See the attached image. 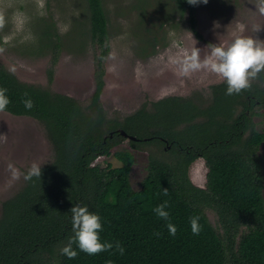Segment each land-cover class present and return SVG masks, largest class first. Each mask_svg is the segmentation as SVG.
Returning a JSON list of instances; mask_svg holds the SVG:
<instances>
[{"label": "trees", "instance_id": "1", "mask_svg": "<svg viewBox=\"0 0 264 264\" xmlns=\"http://www.w3.org/2000/svg\"><path fill=\"white\" fill-rule=\"evenodd\" d=\"M173 1L174 10L187 14L190 28L200 37L196 5ZM84 2L97 50L95 87L87 105L19 79L0 62V87L7 89L11 101L4 111L37 118L53 148L41 177L25 180L1 203L0 264H264V173L258 153L264 128L253 121L264 108V71L239 94L227 95L223 80L210 85L208 98L165 95L123 117H108L100 104L110 46L108 18L102 0ZM43 22L37 45L42 53L51 52V79L64 42L51 21ZM28 98L31 109L23 103ZM119 129L136 138L122 136ZM124 139L131 148L148 152L139 188L129 180L131 150L113 152L117 166L92 163ZM200 157L207 167L204 187L188 176L190 164ZM165 200L175 236L169 234L168 221L153 211ZM73 205H86L98 214L101 240L119 242L124 254L114 248L88 255L73 244L78 255H62L60 248L74 235ZM208 209L215 212L217 224L208 218ZM193 216L199 217V235L191 230Z\"/></svg>", "mask_w": 264, "mask_h": 264}, {"label": "rangeland", "instance_id": "2", "mask_svg": "<svg viewBox=\"0 0 264 264\" xmlns=\"http://www.w3.org/2000/svg\"><path fill=\"white\" fill-rule=\"evenodd\" d=\"M108 18L109 51L104 60V85L100 104L105 115L123 117L148 100L165 95L202 98L210 96V85L223 79L208 70L185 75L182 62L193 47L200 57L210 55L213 46H228L238 35L264 40V15L256 9V0H208L195 6V29L187 14L174 10L173 0H102ZM6 25L0 30V62L19 79L48 86L87 105L95 87L94 55L96 46L84 0H0ZM172 17V18H171ZM171 18L170 20H163ZM51 21L64 42L58 59L51 65L50 51L38 49L37 37L44 24ZM163 20V21H162ZM262 29L257 33L254 26ZM258 129L264 128V108L253 116ZM129 149L134 155L129 180L139 188L146 173L148 152L131 148L127 139L100 155L92 163L120 164L113 152ZM258 153L264 173V141ZM53 159V148L43 124L35 117L0 112V211L1 203L25 183L23 175L13 179L9 164L24 174L32 163L45 165ZM203 158L194 160L188 176L197 186H205ZM208 218L217 224L211 209Z\"/></svg>", "mask_w": 264, "mask_h": 264}, {"label": "clouds", "instance_id": "3", "mask_svg": "<svg viewBox=\"0 0 264 264\" xmlns=\"http://www.w3.org/2000/svg\"><path fill=\"white\" fill-rule=\"evenodd\" d=\"M190 5L199 3L207 4L208 0H187ZM256 9L260 15H264V0H256ZM7 21L5 12L0 10V30H3ZM262 29L261 26H254L257 33ZM199 70H208L221 77L227 84V95L239 94L241 91L251 87L252 80L256 79L264 71V40L254 39L250 36L238 35L228 46H213L210 55L201 59L200 49L193 47L187 53L182 62V72L187 75ZM7 89L0 87V112H3L11 103L6 95ZM26 109L33 107V101L28 98L23 101ZM9 170L13 179H19L21 175L25 180L33 177L40 178L42 175L41 165L32 163L28 171L22 174L14 165L9 164ZM168 194L167 188L164 195ZM168 201L156 206L153 211L160 218L168 221L167 228L169 234L176 235L177 228L169 220V212L166 210ZM72 213V230L74 235L68 238L66 245L60 248V253L69 259H74L78 253L73 248L76 244L78 249L88 255H98L101 252L113 250L119 254H124V247L116 242H103L100 233L103 230L101 218L98 214L89 211L88 207L73 205L70 209ZM191 230L194 235H199L201 226L199 217L190 218Z\"/></svg>", "mask_w": 264, "mask_h": 264}, {"label": "water", "instance_id": "4", "mask_svg": "<svg viewBox=\"0 0 264 264\" xmlns=\"http://www.w3.org/2000/svg\"><path fill=\"white\" fill-rule=\"evenodd\" d=\"M119 133L127 138L135 139V135L128 134L125 130L119 129Z\"/></svg>", "mask_w": 264, "mask_h": 264}, {"label": "flooded vegetation", "instance_id": "5", "mask_svg": "<svg viewBox=\"0 0 264 264\" xmlns=\"http://www.w3.org/2000/svg\"><path fill=\"white\" fill-rule=\"evenodd\" d=\"M109 135L111 136L112 135V132L109 133ZM123 136V135H122ZM201 158V157H200ZM206 166V165H205ZM207 168V167H206Z\"/></svg>", "mask_w": 264, "mask_h": 264}, {"label": "bare ground", "instance_id": "6", "mask_svg": "<svg viewBox=\"0 0 264 264\" xmlns=\"http://www.w3.org/2000/svg\"><path fill=\"white\" fill-rule=\"evenodd\" d=\"M207 171V170H206Z\"/></svg>", "mask_w": 264, "mask_h": 264}]
</instances>
